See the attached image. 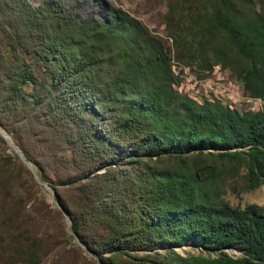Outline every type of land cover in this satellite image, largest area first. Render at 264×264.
<instances>
[{
    "label": "trees",
    "instance_id": "obj_1",
    "mask_svg": "<svg viewBox=\"0 0 264 264\" xmlns=\"http://www.w3.org/2000/svg\"><path fill=\"white\" fill-rule=\"evenodd\" d=\"M103 8L0 0V125L103 263L264 264V205L224 196L264 181V109L181 92L161 38ZM196 12L181 54L207 69L210 47L264 98V0ZM37 262L28 245L23 263Z\"/></svg>",
    "mask_w": 264,
    "mask_h": 264
},
{
    "label": "rangeland",
    "instance_id": "obj_2",
    "mask_svg": "<svg viewBox=\"0 0 264 264\" xmlns=\"http://www.w3.org/2000/svg\"><path fill=\"white\" fill-rule=\"evenodd\" d=\"M29 1L37 4L39 0ZM61 1L65 2L67 10L81 16L103 13V7L109 4L140 20L161 38L169 51L177 76L176 87L181 92L195 99L215 98L238 111L264 109V98L247 95L228 68L211 61L213 50L210 47L207 58L212 64L207 69L198 65L194 58L181 54L178 41L183 34L192 35L191 18L197 15V9L203 8L206 0ZM88 1L97 5L91 8L86 5ZM248 3L258 7V0H248ZM33 167L35 169L34 164ZM224 196L232 204L254 201L264 205V181L239 195L226 191ZM68 233L66 217L50 199V192L37 182L32 171L0 136V264H24L23 252L28 245L34 246L38 253L37 264H108L87 253ZM182 248L175 247L181 253Z\"/></svg>",
    "mask_w": 264,
    "mask_h": 264
},
{
    "label": "water",
    "instance_id": "obj_3",
    "mask_svg": "<svg viewBox=\"0 0 264 264\" xmlns=\"http://www.w3.org/2000/svg\"><path fill=\"white\" fill-rule=\"evenodd\" d=\"M0 136L7 142V144L13 149V151L16 153V155L23 161V163L32 171L35 179L37 180V182L42 185L44 188H46L49 192H50V199L56 204V206L62 211V213L64 214V216L66 217V229L68 230L69 233H71L73 235V237L75 238V240L77 241L78 244H80L87 253H89L90 255L96 257L95 254H93L92 252L89 251V249L87 248V246L83 243L80 242V240L77 237V234L74 233L71 228H70V217L68 215V213L64 210V208L62 207V205L54 198V188L52 186H50L46 181H43L40 179V177L38 176V174L36 173L32 162L27 159L25 157V155L23 154V152L21 151V149L18 147V145L13 141V139L11 138V136L9 135V133L2 127V125H0ZM184 247V245H183Z\"/></svg>",
    "mask_w": 264,
    "mask_h": 264
}]
</instances>
